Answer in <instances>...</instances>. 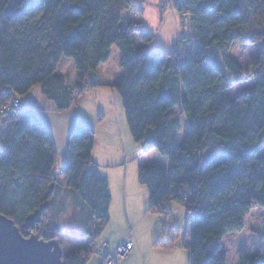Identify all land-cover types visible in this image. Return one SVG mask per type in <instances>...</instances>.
Masks as SVG:
<instances>
[{"label":"trees","instance_id":"trees-1","mask_svg":"<svg viewBox=\"0 0 264 264\" xmlns=\"http://www.w3.org/2000/svg\"><path fill=\"white\" fill-rule=\"evenodd\" d=\"M132 1L0 0V109L40 86L58 112L69 110L98 86L97 69L119 47L123 76L115 88L130 133L141 153L156 150L170 160L167 168L139 167L148 211L169 217V203L184 206L189 219L183 245L191 264H227L222 239L244 230L252 208H264V0L173 1L179 15L189 16L190 29L167 54L146 52L154 37L122 24L126 11L142 13ZM236 42L260 50L252 64L256 83L232 98L226 91L245 79L226 55ZM63 58L74 61L73 87L58 72ZM182 119L190 131L179 143ZM0 125V215L24 237L38 233L37 239L62 249L67 225L58 219L70 190L77 236L87 239L62 251V261L89 264L112 201L109 180L92 157L95 131L86 124L72 129L57 174L55 140L37 111L0 113ZM240 264H264V258L243 257Z\"/></svg>","mask_w":264,"mask_h":264},{"label":"crops","instance_id":"crops-1","mask_svg":"<svg viewBox=\"0 0 264 264\" xmlns=\"http://www.w3.org/2000/svg\"><path fill=\"white\" fill-rule=\"evenodd\" d=\"M137 1L144 2L145 0ZM132 2L135 7L142 9V13L139 14H143L144 8L140 6L141 4H137L134 1ZM133 14L138 15V13L133 11H126L123 14V17L127 15L126 25L136 24L138 26V21L133 17ZM114 49L115 47L112 48L111 53ZM106 63L101 64L95 73L98 86L80 96L79 98L82 99L80 102L77 101L79 98L76 99L75 103L78 102L79 104L74 103L67 111L58 112L55 104L43 95L40 86L34 87L29 93L20 98L21 111H37L47 125L54 137L58 157L62 156V158L67 159L69 136L72 129L77 124H86L90 126L95 131L96 135L92 157L93 161L98 165L99 172L100 162L102 160L101 155H106L104 158L108 160L111 157L112 150L109 148L111 146H113L114 149L119 148V150L123 152L125 158H127V156L132 158L139 154V149L136 150V147L135 151L131 153L126 149L125 144H128V142L130 143L132 139L131 134L128 132L129 126H127V123H124L120 118L119 121H116L112 111L108 113L102 112L100 106L97 104H88V102H86V99L89 100L88 97L92 95L101 96V92L99 91L103 87L110 88L112 95H114L115 85L121 81L123 71L120 70L118 72V77L113 76L106 68ZM77 75L78 73L75 71L74 81L72 84H69L70 87L74 86ZM124 129H127V132H125L126 135L122 132ZM99 131L101 134L104 133L106 138L103 145L105 148L103 152L101 150L102 153H100V151L97 153ZM70 184L75 186V180H71ZM109 188L112 196L110 221L98 237V239H101L100 241L103 247L99 250V258H97L94 264H106L105 258L112 254L121 242L126 240L133 241L135 247L131 255L124 260L122 264L192 263L191 255L183 245L184 237H182V239L180 238V231L177 227L178 220L175 216L174 207L171 206L170 203L167 206L169 207V217H165L155 211H148L149 200L147 190L141 188L134 179L126 175H124L122 179H115L113 185L109 178ZM95 257L96 255L91 261Z\"/></svg>","mask_w":264,"mask_h":264},{"label":"rangeland","instance_id":"rangeland-1","mask_svg":"<svg viewBox=\"0 0 264 264\" xmlns=\"http://www.w3.org/2000/svg\"><path fill=\"white\" fill-rule=\"evenodd\" d=\"M137 4H141L144 8L143 14L135 15L133 17L138 21V27L148 33H150L154 40L151 44L147 45L145 51L148 53H158L167 54L172 50L173 42L180 41L184 37L189 35L190 21L189 19L182 18L179 15L176 16L170 8H164L165 5L169 6L167 0H145L144 2H138L133 0ZM175 1V0H172ZM174 3V2H173ZM122 24H127V15L123 17ZM260 46L256 45H244L242 43L236 42L232 49L229 51L228 56L233 58L242 68L245 79L240 83L226 91L227 95L232 98L239 96L245 88L250 87L252 84L256 83L254 76V71L252 64L256 57L258 56ZM119 54V55H118ZM221 56L224 57V52H220ZM106 68L112 73L113 76L118 77V72L123 69L120 67V49L115 46V49L111 53L110 59L106 63ZM76 71L74 61L70 58H63L59 64L58 72L64 73L68 77V84H72L74 81V72ZM39 87V86H38ZM101 96H90L86 99L88 104H97L100 106V110L103 112L112 111L116 121L122 120L127 123L125 110L123 107L122 99L115 88L112 95L111 89L103 87L100 89ZM100 97V98H98ZM21 98V97H20ZM98 98V99H97ZM80 99V98H79ZM77 100L80 102L82 99ZM76 102L75 104H79ZM125 126V125H124ZM128 126V123H127ZM128 128V127H127ZM124 129L122 132L126 135ZM129 130V128H128ZM189 126L185 119H182V129L176 135V141L183 143L189 134ZM129 134L130 130L128 131ZM132 136V135H131ZM125 139V138H124ZM106 140L104 133L98 132V149L97 153L104 150V141ZM126 145V149L129 153L139 149V154L134 157L125 158L123 152L119 148L114 149L113 146L109 147L111 151V157L105 160L106 155H101L102 160L100 162V173L109 178L112 181L122 179L124 175L131 177L136 181V183L143 189L147 188L142 185L139 181V167L145 165H154L163 168H167L170 165V160L168 157L162 155L160 152L154 150L146 154H141L140 146L131 139L130 143ZM2 143L0 140V150H2ZM132 148V149H130ZM102 150V152H101ZM127 152V153H128ZM261 156L264 157V148L259 152ZM129 155V154H127ZM66 159L62 156L57 158L55 164V172L60 173V170ZM179 165H182V161H178ZM68 188L72 189L74 186L68 183ZM111 193V192H110ZM64 199V200H63ZM65 213L61 215L58 219L59 223L66 222L67 228L65 232L61 233V245L62 251L65 253L69 248H74L79 246L86 240V237L77 236L80 230L75 223V217L77 216V205L73 201L72 192L67 190V193L63 195ZM174 207L175 216L178 220V229L180 231V238L184 237L186 226L188 222V211L184 206L176 202L170 203ZM168 206V205H167ZM169 209V207H167ZM173 217V216H172ZM54 224V225H53ZM49 226L50 232H54L55 223ZM168 225V224H165ZM82 231V230H81ZM74 232V233H72ZM38 233H30V237H37ZM29 237V238H30ZM101 239L97 240V252L102 249ZM222 251L225 252L227 256V264H240V260L243 257H253L254 255H259L264 258V208L254 207L246 217V225L242 232L229 233L222 239ZM98 254V253H97ZM91 261L90 264H94L99 258V254Z\"/></svg>","mask_w":264,"mask_h":264},{"label":"water","instance_id":"water-1","mask_svg":"<svg viewBox=\"0 0 264 264\" xmlns=\"http://www.w3.org/2000/svg\"><path fill=\"white\" fill-rule=\"evenodd\" d=\"M0 264H63L62 249L56 241L24 237L12 220L0 215Z\"/></svg>","mask_w":264,"mask_h":264},{"label":"built area","instance_id":"built-area-1","mask_svg":"<svg viewBox=\"0 0 264 264\" xmlns=\"http://www.w3.org/2000/svg\"><path fill=\"white\" fill-rule=\"evenodd\" d=\"M169 6H167V4L165 5V9L166 8H170L174 14L179 15L176 11V8L174 6V3L172 0H167ZM182 18H186L189 19V16L184 14V15H179ZM21 110V100L18 97H14L11 99V101L9 103H7L6 105L2 106L0 109V113L1 114H5V115H13L17 112H19ZM134 243L131 240H126L121 242L116 249L114 250V252L110 255L107 256L106 259V264H122V262L124 260H126L132 253V251L134 250Z\"/></svg>","mask_w":264,"mask_h":264}]
</instances>
